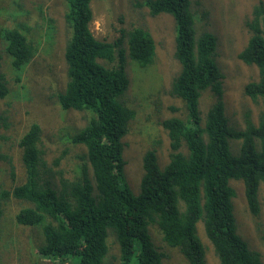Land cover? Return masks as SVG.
Returning <instances> with one entry per match:
<instances>
[{
	"label": "trees",
	"instance_id": "1",
	"mask_svg": "<svg viewBox=\"0 0 264 264\" xmlns=\"http://www.w3.org/2000/svg\"><path fill=\"white\" fill-rule=\"evenodd\" d=\"M92 1L62 0L66 82L64 90L55 94L62 110L84 114V126L65 137L69 150L51 161L40 127L27 128L17 143L23 176H14L8 161L10 185L6 189L0 185V220L8 212V202L16 201L14 223L39 228V255L60 263L104 264L113 258L117 264H163L164 256L152 239L154 230L188 264H206L205 247L197 234L201 223L219 264H263L261 254L236 233L230 181L242 182L247 211L258 218L260 194L264 195V0L254 5L245 23L248 39L237 54L242 63L257 69V79L243 90L252 103L261 105L257 122L246 112L241 129L229 126L224 114L216 38L196 31L198 22L207 17V12L198 10L199 2L138 3L151 16L167 14L173 19V57L180 69L168 93L182 101L185 114L161 122L168 139L164 164L157 159L156 147L161 143L149 141L151 146L141 158L138 194L126 184L121 157L122 139L134 117L124 102L130 87L126 66L131 63L134 71L136 65L148 66L155 43L150 32L140 27L123 31L114 43L97 40L90 30ZM12 2L18 6H11ZM11 4L9 13L13 6L25 11L19 0ZM15 28H0V46L9 68L21 72L44 50L26 37L27 28L22 32ZM122 39L126 48H119ZM51 47L45 55L52 53ZM207 90L214 102L202 115L199 100ZM8 92L0 79V99ZM7 126V117L0 114V129ZM233 143L237 153L231 149ZM112 239L117 254L107 257Z\"/></svg>",
	"mask_w": 264,
	"mask_h": 264
},
{
	"label": "rangeland",
	"instance_id": "2",
	"mask_svg": "<svg viewBox=\"0 0 264 264\" xmlns=\"http://www.w3.org/2000/svg\"><path fill=\"white\" fill-rule=\"evenodd\" d=\"M11 1L0 0V28L13 29L15 25V29L21 32L23 27L27 28L26 37L36 48L46 53L48 47L52 46V53H39L21 72H14L9 68L8 58L0 46V79L6 82L9 90L0 99V114L7 117L8 122L6 129H0V185L5 189L10 185L11 178L7 173L8 161L13 165L14 176H18V179L23 176L17 143L30 125L37 124L40 127L48 161L61 155L63 150H69L65 137L72 136L84 126L83 113L62 110L55 103V94L64 90L66 82L62 52L67 38L63 26L62 0H19L25 11H18L14 7L18 3L11 4ZM141 1L93 0V18L90 23L93 36L100 41L114 43L123 31L140 27L150 32L155 43V54L148 66L136 65L137 71L132 70L131 63L126 66L130 87L123 96L134 117L129 122L128 133L122 139L121 157L125 181L133 194L140 191L143 174L141 158L151 146L149 141L157 139L161 143L156 147L159 163L162 165L167 160L168 139L161 122L173 116L185 117L182 101L168 93L169 85L180 69L173 57V19L167 14L151 16L145 7L138 5ZM197 1L198 10L207 12V17L198 22L196 31L209 32L216 38V62L223 74L225 117L229 126L241 129L244 126V114L249 113L250 119L257 122L261 107L252 103L243 90L246 83L257 79V69L237 58L249 35L245 23L250 20L252 9L259 0ZM9 4L14 5L10 13L7 10ZM119 48H126L124 39ZM126 61L129 60L126 58ZM213 102L212 93L208 90L203 92L199 100L202 115ZM171 107L177 110L173 112ZM231 149L237 153V143L231 144ZM230 186L235 193L233 212L236 233L250 249L261 254L264 264V195L260 194V215L254 218L247 211L242 182L233 180ZM18 206L16 201H9L8 212L0 220V264H71L39 255L37 248L42 242L39 228L19 227L14 223L12 215ZM197 234L205 247V263L219 264L201 223L197 226ZM151 235L155 246L164 256L163 264H188L178 249L166 247L154 230ZM108 246L107 257L116 256L117 246L113 239L109 240ZM104 264H117V261L108 258Z\"/></svg>",
	"mask_w": 264,
	"mask_h": 264
}]
</instances>
